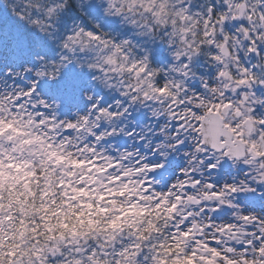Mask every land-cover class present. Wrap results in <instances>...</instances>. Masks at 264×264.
<instances>
[{"label":"snow or ice","instance_id":"6c2138e0","mask_svg":"<svg viewBox=\"0 0 264 264\" xmlns=\"http://www.w3.org/2000/svg\"><path fill=\"white\" fill-rule=\"evenodd\" d=\"M137 3L129 0V12ZM158 4V11L152 3L145 11L161 23L167 0ZM230 7L222 2L209 14ZM81 11L95 26L71 0H10L0 6V264H52L53 259L82 264L76 257L88 249L81 238L97 231L111 233L100 255L117 257L116 264H141V257L143 264H264V64L258 59L264 56V43L242 19L233 18L231 25L224 15L217 17L219 23L206 21L230 34L242 30L247 62L238 57L243 67L235 70L217 65L227 84L218 98L206 91L212 81L202 80L203 88L195 86L201 95L185 100L187 90L180 89L190 70L203 76L207 67L199 50H178L173 63L156 45L147 56L120 64L117 72L112 57L101 65L97 53L111 45L115 57L123 56L125 46H131L127 37L143 36L147 26L141 25L140 33L125 28L134 29L137 22L123 12L120 0L99 5L81 0ZM204 36L212 48L207 28ZM226 50L227 43L221 51ZM164 60L171 65L177 95L164 99L169 88L160 83L163 77L156 78L160 86L151 94L122 78L112 83L125 71L151 80L146 61L158 65ZM76 62H87V67L76 72ZM97 73L118 91L95 94L82 124L64 125L66 116L72 119L67 109L75 100L76 81ZM165 104L168 112L161 115L157 105ZM179 109L191 113L187 124ZM74 131L85 147H70L66 137ZM170 151L192 157L193 170L181 173L185 183L179 191H166V183L164 191H153L144 186L150 182L136 181L145 172L173 170ZM244 169L257 175L238 187V176L248 181L251 175ZM205 174L214 179L203 195H196ZM124 229L127 240L118 235ZM86 258L99 264L95 249Z\"/></svg>","mask_w":264,"mask_h":264},{"label":"clouds","instance_id":"9594fccd","mask_svg":"<svg viewBox=\"0 0 264 264\" xmlns=\"http://www.w3.org/2000/svg\"><path fill=\"white\" fill-rule=\"evenodd\" d=\"M67 2V0H66ZM84 3H88L89 0H83ZM104 0H96V3L99 5L103 3ZM129 0H120V8L125 14L133 17L137 26L132 29L130 25H125V28H129L132 33H140L142 31L141 25H146L147 29L144 30L143 36L135 37L129 35L127 39L131 41V46H125L124 55L120 57H115L111 45L105 47L102 51H99L97 55L99 64L104 65L106 58L112 57L114 63L111 65L112 68H115L117 72L120 71V64L127 63L131 64L134 60L141 58V54L144 56L149 54L150 49H154L156 45H159L163 50V54L168 57V59L173 60L175 63V57H177L178 50L183 53V50L191 47L193 51L199 50L200 60L202 61V66L206 65L204 68V75L201 76L196 71H191V76L188 78V83L184 84L180 89V92L187 90V96L184 97L185 100L191 99L194 96L201 95L200 92L195 91V86L199 85L203 88V85L200 82L203 81H212V83L207 86V93L213 99L218 98L222 95L223 91L226 89L227 84L221 82V79L218 75L222 71V67L217 65L227 64L230 65L233 70L237 68H242L243 65L238 61V57L244 58V61L247 62L248 52L247 47L244 45V36L242 30H234L230 34L227 30L221 31V27H215L206 25V21H215L219 23L217 17L224 15L229 24L233 18L242 19L248 27V31L252 33L253 37L258 39L260 43H264V20H261V13L264 12V0H167L166 12L162 15L161 23H156V19L149 12L145 11V8L148 7V3H152L153 11L159 10L158 0H148V3H143L141 5L140 0H138L137 6L129 12L128 9ZM228 3L230 4L229 8L221 9L217 12L216 16H211L209 14V8L215 7L220 8L221 4ZM10 0H0V6L9 4ZM23 3V0H21ZM71 4L76 6L78 12L81 16H85L83 11H81V0H71ZM190 5L195 7L190 8ZM238 5H243L244 8L241 10ZM249 17L251 20L249 21ZM88 23L95 26L96 22L91 18L86 17ZM175 21V23H173ZM235 29V26H232ZM167 28V30H165ZM207 28L209 37L214 40V45L212 48L208 47V39L205 38L204 32ZM215 32L213 36L212 33ZM257 33L259 34L257 36ZM174 34V36H173ZM175 37V38H174ZM227 38V40L225 39ZM62 43V42H60ZM225 43H227V50L221 51L224 48ZM59 46V45H57ZM97 47V45H93ZM128 57L125 61L124 57ZM213 56H220L221 60L216 61L211 59ZM95 60L96 57L94 56ZM261 64H264V56L258 58ZM149 71L153 73L151 80L145 75L144 77H138L136 73L124 72L123 75H117L115 79L112 80L113 85H115L116 80L123 79L129 87H143L145 91H148L150 94L154 91V88L159 87L160 84H156L155 80L157 77H163V80L160 82L163 84L167 82L169 92L165 95L164 99H167L168 95H177L175 87L172 81L175 79L173 73L170 72L171 65L168 64V60H164L163 63L158 65H153L151 61H146ZM87 67V62L84 64L80 62L75 63V71L80 72L82 68ZM209 69H212L210 72ZM107 70V69H106ZM71 71V69H70ZM48 84H51V78L48 80ZM107 81L103 73H97L95 76H86L80 80L76 81L75 89V100L72 101L69 111L71 120L66 116L63 120V124L66 125L71 123L73 125L82 124L83 118L88 115L90 112L89 101L92 100L95 94L108 93L109 95L113 94L115 91H118V88L114 87L109 89L107 86ZM152 85V87H150ZM190 85L192 87H190ZM59 102V100H57ZM195 106V102H194ZM157 108L160 110L161 115H165L168 112L167 105H157ZM201 113L205 112V108L200 109ZM181 117L187 115L188 119L185 120V123H188V120H191L193 117L191 113H185L183 109H179ZM95 120V117H93ZM175 133L169 135L168 139L172 140ZM69 142L70 147L73 145H81L85 147L83 140L77 138V133L74 131L71 136L66 137ZM89 143H92L89 141ZM169 149H173V144H168ZM151 156V153H148ZM160 155H163L161 153ZM168 155L173 157L175 161L173 165V170H168L167 166L165 170L161 173L159 170L153 172L149 175L145 172L143 175H137L135 177L138 183H146L144 186L151 188L153 191L160 189L165 190V183L167 184L166 191L171 192L173 187H176V190L179 191V186L185 183V179L181 176V173H187L193 169L190 167L192 157L187 153L174 152L170 151ZM187 157V158H185ZM161 164H165L164 160H161ZM183 164V167L180 165ZM245 171L251 172V175L248 178V181H245L243 175L238 176V184L247 186V183L256 177L257 173L254 169H244ZM203 171L206 172V169ZM235 171V169H234ZM214 177L208 174H205L200 177L202 181L198 188L195 189L196 195H203L207 183L210 180H213ZM206 219V218H205ZM111 235V233H103L97 231L95 234H90L86 238H81V245L88 249V253L84 256L76 257V259H81L82 264H90L86 258L93 249L97 252V259L99 264H116L117 257L114 256H102L100 253L104 251V241L105 236ZM123 240H127L129 237L128 229H124L122 233L118 234ZM117 247L120 246L121 240L116 241ZM108 251H111L109 246ZM71 252V250H69ZM254 259L259 260L258 256H255ZM52 264H59L55 259H53ZM120 264H124L123 260L120 261ZM141 264H143V257H141Z\"/></svg>","mask_w":264,"mask_h":264}]
</instances>
